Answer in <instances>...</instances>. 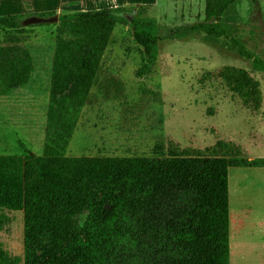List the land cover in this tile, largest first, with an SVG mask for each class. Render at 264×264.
<instances>
[{"label": "rangeland", "instance_id": "1", "mask_svg": "<svg viewBox=\"0 0 264 264\" xmlns=\"http://www.w3.org/2000/svg\"><path fill=\"white\" fill-rule=\"evenodd\" d=\"M258 1L238 0L222 21L231 38L264 58ZM141 5L161 26L204 20V0H0V17ZM140 53L124 25L58 22L0 31V155L23 154L21 143L37 156L163 157L179 148L264 158V73L230 39L163 40L150 73ZM226 68L254 79L257 109L229 89ZM228 205L229 264H264V168L228 169ZM0 211L14 215L0 216V250L23 264L22 212ZM87 215L76 217L77 226Z\"/></svg>", "mask_w": 264, "mask_h": 264}, {"label": "trees", "instance_id": "2", "mask_svg": "<svg viewBox=\"0 0 264 264\" xmlns=\"http://www.w3.org/2000/svg\"><path fill=\"white\" fill-rule=\"evenodd\" d=\"M237 1L204 0L202 22L171 27L159 25L144 5L68 12L58 22L128 26L144 73L152 71L163 40L197 36L230 39L264 73V58L231 38L222 21ZM31 15L0 17V31L22 29ZM221 76L246 107L258 108L257 85L247 71L226 68ZM208 150L173 148L163 157L0 155V209L22 212L23 264H229L228 169L264 168V158Z\"/></svg>", "mask_w": 264, "mask_h": 264}, {"label": "crops", "instance_id": "3", "mask_svg": "<svg viewBox=\"0 0 264 264\" xmlns=\"http://www.w3.org/2000/svg\"><path fill=\"white\" fill-rule=\"evenodd\" d=\"M260 1V6H261V10H262V14L264 16V0H259ZM44 56H48L49 58H51L52 61L54 60H57V59H63V58H66V56H63L62 58L60 56H52L50 57L49 55H44ZM104 57L106 55H75V57H78V58H92V57ZM77 70V69H76ZM20 149L23 151V154L26 153V154H31L30 152H28L24 145L20 143ZM31 155H34V154H31ZM37 156V155H36ZM16 211V210H14ZM8 212V211H6ZM2 214L3 211H0V216H3ZM4 216H14V215H7V214H4ZM18 216V215H17ZM21 216V215H20ZM0 264H14L13 262H11V260H9V258H5V259H0Z\"/></svg>", "mask_w": 264, "mask_h": 264}, {"label": "water", "instance_id": "4", "mask_svg": "<svg viewBox=\"0 0 264 264\" xmlns=\"http://www.w3.org/2000/svg\"><path fill=\"white\" fill-rule=\"evenodd\" d=\"M58 18H59L58 14H55L50 17H39V16L31 15L23 20L22 25L32 26L39 24H55L58 23Z\"/></svg>", "mask_w": 264, "mask_h": 264}]
</instances>
